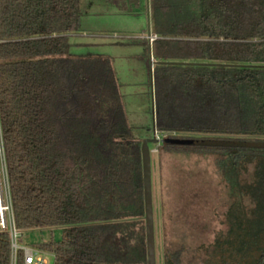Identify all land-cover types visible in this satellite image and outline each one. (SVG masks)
<instances>
[{"label":"trees","instance_id":"obj_1","mask_svg":"<svg viewBox=\"0 0 264 264\" xmlns=\"http://www.w3.org/2000/svg\"><path fill=\"white\" fill-rule=\"evenodd\" d=\"M80 1L0 0L16 226L62 229V240L33 246L54 264H148L145 141L134 136L112 61L71 54ZM110 1L125 15L151 10L160 155L211 158L228 200L224 231L197 247L165 245L163 264H264V147L224 146L264 144V0ZM9 237L0 234V264H11Z\"/></svg>","mask_w":264,"mask_h":264},{"label":"rangeland","instance_id":"obj_2","mask_svg":"<svg viewBox=\"0 0 264 264\" xmlns=\"http://www.w3.org/2000/svg\"><path fill=\"white\" fill-rule=\"evenodd\" d=\"M80 11V32L70 38L71 54L112 61L134 136L150 140L154 137V87L150 45L143 43L150 30L149 6L137 15H125L110 0H81ZM153 48L154 44L152 52ZM156 138L157 144H150L152 187L157 264H163L165 245L176 249L184 243L197 247L211 243L218 232L224 231L228 200L211 158L161 156L163 136L157 132ZM23 237V244L33 247L62 240L63 230H30ZM47 262L54 264V257L49 254Z\"/></svg>","mask_w":264,"mask_h":264},{"label":"built area","instance_id":"obj_3","mask_svg":"<svg viewBox=\"0 0 264 264\" xmlns=\"http://www.w3.org/2000/svg\"><path fill=\"white\" fill-rule=\"evenodd\" d=\"M146 40L150 46L158 39L154 34H148ZM0 116V234H7L11 241V264H17L20 253H23L25 264H48V253L39 249L28 247L22 243L25 232L20 231L16 226L13 207L12 190L5 149V138L1 125ZM51 255V254H50Z\"/></svg>","mask_w":264,"mask_h":264},{"label":"water","instance_id":"obj_4","mask_svg":"<svg viewBox=\"0 0 264 264\" xmlns=\"http://www.w3.org/2000/svg\"><path fill=\"white\" fill-rule=\"evenodd\" d=\"M154 65V61H152ZM166 65H181L182 63H161ZM264 68V67H263ZM153 72V69H152ZM152 85H154V78L152 76ZM154 93V90H153ZM154 95V94H153ZM154 102V98H153ZM155 118V110H154ZM156 127L154 126L153 144H157ZM142 145V159H143V177H144V194H145V222H146V235H147V256L148 264H157L156 252V234H155V212L153 202V187H152V163H151V149L149 141H145ZM231 147H264V144L252 143L247 141H233L225 142L224 146Z\"/></svg>","mask_w":264,"mask_h":264},{"label":"crops","instance_id":"obj_5","mask_svg":"<svg viewBox=\"0 0 264 264\" xmlns=\"http://www.w3.org/2000/svg\"><path fill=\"white\" fill-rule=\"evenodd\" d=\"M112 3H113V2H112ZM113 5L115 6V9L117 10L116 5H115L114 3H113ZM150 11H151V10H150ZM149 29H150V30H149V33H148V34H150V32H151V34H154L153 31H152V27H151V19H150V18H149ZM74 34H75V33H74ZM74 34H72L71 37H76V36H77V35H74ZM148 34H146L145 37H146ZM145 37H144V38H145ZM145 39H146V38H145ZM143 43L146 44V45H148V46L150 45L149 42H148L147 40L144 41ZM149 48H150V50H151V68L154 69V68H153L154 65L152 64V54H153V52H152V45L149 46ZM153 61H154V58H153ZM154 63H155V62H154ZM152 69H151V71H152ZM116 74H117V73H116ZM151 77H152V76H151Z\"/></svg>","mask_w":264,"mask_h":264}]
</instances>
